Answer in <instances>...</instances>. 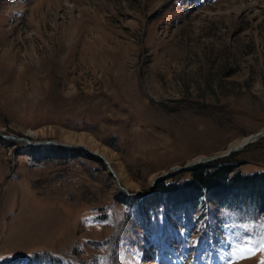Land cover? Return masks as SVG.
Returning a JSON list of instances; mask_svg holds the SVG:
<instances>
[{
	"label": "rangeland",
	"instance_id": "1",
	"mask_svg": "<svg viewBox=\"0 0 264 264\" xmlns=\"http://www.w3.org/2000/svg\"><path fill=\"white\" fill-rule=\"evenodd\" d=\"M262 131L264 0H0V264H264L254 204L150 194ZM65 133L147 197L96 158L44 147L36 162L18 141ZM227 159L264 172V138Z\"/></svg>",
	"mask_w": 264,
	"mask_h": 264
},
{
	"label": "trees",
	"instance_id": "2",
	"mask_svg": "<svg viewBox=\"0 0 264 264\" xmlns=\"http://www.w3.org/2000/svg\"><path fill=\"white\" fill-rule=\"evenodd\" d=\"M42 148L32 150L34 161L40 162ZM46 153L82 154L94 159L83 151L49 148ZM243 164H234L232 159L203 164L185 173L173 175L159 182L156 187L158 206L184 208L194 212L202 203L212 204L218 209L230 208L237 204H254L264 215V172L245 175L239 169ZM187 174L182 179L180 175Z\"/></svg>",
	"mask_w": 264,
	"mask_h": 264
},
{
	"label": "water",
	"instance_id": "3",
	"mask_svg": "<svg viewBox=\"0 0 264 264\" xmlns=\"http://www.w3.org/2000/svg\"><path fill=\"white\" fill-rule=\"evenodd\" d=\"M2 138L5 140L7 138V136H1L0 135V140H3ZM8 138H10V137H8ZM262 138H264V131L252 135L251 138L245 144H243L240 147H236V148L230 149L224 155H220L219 154V155H217L216 157H213V158H201V159H197L198 161L194 160L193 162L188 163L184 167H175V168H173V169H171V170L163 173L162 175H160L152 183L150 193L155 192V187H156V184L158 182H160L162 180H166L170 175H172L174 173L185 172V171H187V170H189L191 168H194V167L203 165L204 163H213V162H217L219 160L227 159V158L231 157L233 154H236L238 152H241V151L245 150L247 147H249L250 145H252L253 143L257 142L258 140H260ZM19 141L20 142H24L27 145V147L29 148V150H32V149L41 147L42 145H46L48 147H55V148H58V149H72V150L81 149V150H84L85 152L88 153L89 156H91L93 158H96V159L102 161L107 166L109 172L115 177V179H117L115 172L111 169V167L109 166V163L103 157L98 156L95 153H92L91 151H89L88 149H86L84 147H80V146H70V145H67V144H58V143L50 142V141H43V142H39V143H32L28 139H19ZM120 190H122L123 192H125L126 195L129 198H132V199H135L138 195H141L144 198L147 197V195L144 194V193H142V192L141 193H136L135 195H133L131 197L130 196V193L128 191L124 190L123 188H121Z\"/></svg>",
	"mask_w": 264,
	"mask_h": 264
},
{
	"label": "bare ground",
	"instance_id": "4",
	"mask_svg": "<svg viewBox=\"0 0 264 264\" xmlns=\"http://www.w3.org/2000/svg\"><path fill=\"white\" fill-rule=\"evenodd\" d=\"M41 133V132H40ZM40 133H33L32 135L33 136H36V135H39ZM64 136L62 137L63 141L61 142H57L59 144H62V143H66L67 145L70 144V145H78V146H83L84 148L86 149H89V151H93L92 153H95L97 154L98 156H101L103 157L108 163H109V166L111 167V169L115 172L116 174V182H117V185L119 187V189L123 188L124 190L128 191L130 193V190L127 188V187H124L123 186V183H122V174L120 173L119 170H117V168L115 167V162H114V156L105 148H101L96 141H94V139H92L91 137H89L88 135L86 134H75V133H65L63 134ZM251 137H248V138H244L236 143H234L233 145L230 146V148L225 152V153H222L220 155H224L226 154L230 149H233V148H236V147H240L242 146L243 144H245ZM3 139V138H2ZM9 139L11 138H6L5 140L8 141ZM13 139V138H12ZM4 140V139H3ZM19 141V140H18ZM41 147H46V145H42ZM34 150V149H33ZM22 152L24 153H29L30 150L29 148L27 147V145L22 149ZM198 161V160H196ZM159 176L155 177L153 180H152V183L158 178ZM152 185V184H151ZM137 193H141V191L137 192ZM155 192H152V194H154ZM136 194V193H135ZM135 194H131L130 193V196L132 197L133 195ZM151 194V193H150ZM151 197V196H150ZM146 198V197H145ZM134 199L130 198L129 201H132Z\"/></svg>",
	"mask_w": 264,
	"mask_h": 264
},
{
	"label": "snow or ice",
	"instance_id": "5",
	"mask_svg": "<svg viewBox=\"0 0 264 264\" xmlns=\"http://www.w3.org/2000/svg\"><path fill=\"white\" fill-rule=\"evenodd\" d=\"M237 255H239V254H237Z\"/></svg>",
	"mask_w": 264,
	"mask_h": 264
}]
</instances>
